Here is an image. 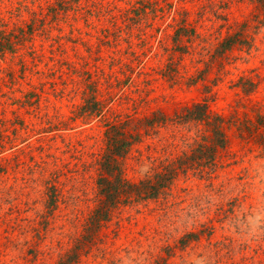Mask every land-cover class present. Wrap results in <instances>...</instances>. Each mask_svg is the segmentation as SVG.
Segmentation results:
<instances>
[{
	"label": "rangeland",
	"instance_id": "374dc122",
	"mask_svg": "<svg viewBox=\"0 0 264 264\" xmlns=\"http://www.w3.org/2000/svg\"><path fill=\"white\" fill-rule=\"evenodd\" d=\"M0 264H264V0H0Z\"/></svg>",
	"mask_w": 264,
	"mask_h": 264
},
{
	"label": "trees",
	"instance_id": "16d2710c",
	"mask_svg": "<svg viewBox=\"0 0 264 264\" xmlns=\"http://www.w3.org/2000/svg\"><path fill=\"white\" fill-rule=\"evenodd\" d=\"M239 38V37H238ZM239 40V39H237ZM232 45L231 40L227 39L220 44L222 50L221 52L226 50ZM206 112L202 115L206 117ZM152 121V119H150ZM132 135V133H131ZM213 142L211 146H207L202 148L201 145L198 146L194 151H197V154H194L195 164H201L202 159L205 161L202 164L212 165L213 163V152L215 150L216 145L219 147H223L226 138L221 130H219L217 124L213 128ZM105 136L107 138V152L103 156V160H101V168L105 171L109 177H100L99 186L100 192L103 196L101 205L93 212V215L90 217L91 226L98 227L101 220H103L106 216H108L109 211L116 206L119 202L124 199L130 200L132 198H150L156 196L160 190L165 187L169 181L173 178V173L178 169H184L185 162L183 159L179 160V164H171L167 167H164L163 172L157 173L153 179H145L141 180L138 183H126L123 181L119 171V164L117 162V156L120 153V149L124 148V152H126L127 148L131 144L130 135L126 130H121L119 127L114 125H109L105 131ZM134 136V135H133ZM198 149V150H197ZM199 151H202L203 155L199 156ZM122 153V154H123ZM187 156L185 159L189 158ZM202 158V159H201Z\"/></svg>",
	"mask_w": 264,
	"mask_h": 264
}]
</instances>
